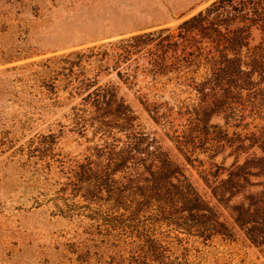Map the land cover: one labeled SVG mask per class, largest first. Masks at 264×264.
Here are the masks:
<instances>
[{
    "label": "rangeland",
    "instance_id": "374dc122",
    "mask_svg": "<svg viewBox=\"0 0 264 264\" xmlns=\"http://www.w3.org/2000/svg\"><path fill=\"white\" fill-rule=\"evenodd\" d=\"M0 264H264V0H0Z\"/></svg>",
    "mask_w": 264,
    "mask_h": 264
}]
</instances>
